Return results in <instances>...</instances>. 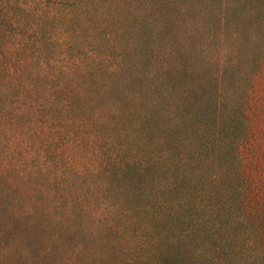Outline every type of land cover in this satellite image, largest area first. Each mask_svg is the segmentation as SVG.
Returning <instances> with one entry per match:
<instances>
[{
	"label": "rangeland",
	"instance_id": "1",
	"mask_svg": "<svg viewBox=\"0 0 264 264\" xmlns=\"http://www.w3.org/2000/svg\"><path fill=\"white\" fill-rule=\"evenodd\" d=\"M251 1L0 0V53L23 64L32 90L2 104L0 264H123L142 252L134 205L147 198L112 191L122 172L112 162L129 157L159 182L162 150L198 153L188 123L214 91L248 123L242 150L264 196V33ZM187 160L176 174L200 185L212 161Z\"/></svg>",
	"mask_w": 264,
	"mask_h": 264
},
{
	"label": "trees",
	"instance_id": "2",
	"mask_svg": "<svg viewBox=\"0 0 264 264\" xmlns=\"http://www.w3.org/2000/svg\"><path fill=\"white\" fill-rule=\"evenodd\" d=\"M64 2L57 0V4ZM247 16L252 17L249 19L253 28L263 35L264 0H252ZM228 18L224 12L225 24H229ZM8 55L2 49L0 131L5 129L2 104L23 98V93L32 91L23 87L31 84L23 64L17 65L16 59L7 58ZM230 58L227 53L225 61L233 62ZM13 89L19 90L16 93ZM81 91L79 87L71 90V95L66 98L68 107L74 104ZM211 95L212 105H199L188 123V131L199 141L198 153L189 151L178 158L173 157L171 146L162 150L153 159V165L160 169L159 182L150 184L142 168L130 163L129 157L123 155V159L116 158L112 162L113 167L119 166L122 171L112 191L130 187L134 194L126 191L123 198H147L134 205L144 218L134 219L135 223L144 222L146 241H143V250L134 252L135 256L127 257L123 264H264V196L260 190H254L258 164L252 165L242 150L248 123L245 126L237 118L235 108L221 104L215 91ZM18 113L13 111L10 115L18 116ZM6 122L12 125L11 119ZM121 149L118 147L117 151ZM187 156L190 157L188 160ZM124 159L127 162L122 166ZM183 159L189 161L187 166L191 165L190 159L193 161L191 166L205 164L206 167L212 161L213 169L198 172L197 179L203 183L192 185L189 178L176 174L179 171L176 165H181ZM137 188H144L145 194L138 195Z\"/></svg>",
	"mask_w": 264,
	"mask_h": 264
}]
</instances>
